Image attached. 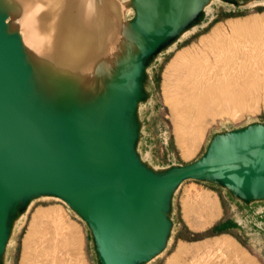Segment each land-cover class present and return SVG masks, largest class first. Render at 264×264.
Returning a JSON list of instances; mask_svg holds the SVG:
<instances>
[{
    "label": "water",
    "instance_id": "95a60500",
    "mask_svg": "<svg viewBox=\"0 0 264 264\" xmlns=\"http://www.w3.org/2000/svg\"><path fill=\"white\" fill-rule=\"evenodd\" d=\"M68 1L40 0L57 9ZM112 1L113 10L106 0H91L90 8L99 15L93 34L111 22L104 30L109 58L102 66L86 64V86L72 81L63 107L34 95L23 10L0 0V264H12L16 236L43 200L63 202L83 221L96 264L161 258L175 233L176 196L187 181L218 186L241 204L264 203V122L215 131L203 155L187 165H157L142 148L155 63L214 5L245 9L264 0ZM75 56L68 63H76ZM80 90L90 94L84 102Z\"/></svg>",
    "mask_w": 264,
    "mask_h": 264
},
{
    "label": "bare ground",
    "instance_id": "6f19581e",
    "mask_svg": "<svg viewBox=\"0 0 264 264\" xmlns=\"http://www.w3.org/2000/svg\"><path fill=\"white\" fill-rule=\"evenodd\" d=\"M12 1L13 2H10L11 5L13 7L16 5L15 8L22 9L24 13L21 20L23 22L24 28H26L27 33L24 35L23 41L27 50L29 63L33 66L32 68L34 70L32 80L34 95L37 91L40 97H51L53 99V104H61L63 107H66V100L69 102L67 97L71 94L72 87L73 90L75 89V83L72 81L79 83L81 88L86 86L85 80L88 79L91 74V70H88V67L85 68V66H88L86 64H89L92 60L96 64L98 63L102 66L106 63L107 59L109 58V53L107 51L108 48H105V46L107 45V37L105 35L104 30L110 29L109 26L111 22L107 23L106 25H102L100 28V33H98L97 35L93 34L94 25L96 23L95 21H97L99 15L93 14V12H91V0H69L67 3L64 2V4H62V6L58 9L56 7H49L48 5L50 4L48 2H40V0ZM106 5L108 7V10H113L114 2L112 0H106ZM63 13H65L66 16ZM63 16H65L64 20H62ZM246 19L247 20L230 25L232 32L231 35L223 33L221 30H217L211 38H208V40L203 41V48H198L193 51H185L186 49L184 51L182 50L181 52L176 53L174 59L171 61L169 66L167 65V72H165L166 80L168 81V83H164L165 97L167 103L172 108L171 115L172 120L175 124L174 127L177 141L176 144H178L177 146L180 147L185 157L188 156L190 152H193V148L199 143V141H201V138L203 136V133L205 132L207 125L212 122L210 120V122L207 120L209 116L212 115L215 118L219 110V113H228L229 116L231 115V113L229 114L228 111H232L231 108L237 109V107L245 108V106H249V108L251 109V107L253 106L251 100L248 97V93H246L243 88L238 89L239 85L237 86L238 80H240L241 77L247 75L249 76L251 70V68L246 65L245 67L247 70L245 73H242L240 70L241 64L239 63V59L241 56H244L248 59L251 58L249 59L251 61L253 59L256 64H264V40L262 42L263 45H261L262 48L258 50L247 48L242 43L241 39H245V41H247L250 37L254 36V34L260 32L261 29H264V17ZM116 27L112 29L111 34L114 32ZM216 29L218 28L216 27ZM213 31L214 30H212V32ZM92 35H95L96 37L93 51L91 50L92 43L90 39ZM239 42L241 43V47L239 46L240 44H238ZM208 46V49H211V52L213 53V55L209 53V55L211 56H209L207 53L205 54V47ZM61 47L62 49L60 50ZM70 51H72L74 54H72ZM256 51L258 52L255 54V56H251L252 52ZM71 55H76V63H68V61L71 60ZM211 59L213 60L212 63L216 65L214 67H220L219 70H215V68L213 67L214 71H202L201 69L205 68L207 62L212 61ZM96 68H98V66ZM96 68L94 70V77L98 75ZM70 74H72L73 76H70ZM104 76L105 75L102 74L101 77L105 78ZM73 77L74 80H72ZM69 81L72 82V85L70 87H68L70 84L67 86V83ZM259 86L261 87V85ZM47 87H50L49 92L46 91ZM255 88L257 89V87ZM80 91L81 93H79L83 95V98H81L79 95L78 98L81 102H84V100H86L85 97H89L90 94H84L85 91ZM43 92L47 94L43 95ZM73 97L75 98V95H73ZM72 102L74 101H71V103ZM247 107L246 109H248ZM219 113L217 115H219ZM214 118L212 120H214ZM195 198L198 204L203 207L204 216L207 220L209 219L212 222V220L215 219L221 212L218 199L213 198L210 194L197 193L195 194ZM45 213L44 216L47 214ZM50 214L52 213L50 212ZM38 216L39 215H37V217ZM50 216L49 218H51ZM32 219L38 220L35 218ZM43 220L46 221V218ZM56 220L57 222L55 223H57V225L61 223L60 221L58 223L59 218H57ZM55 225L56 224H54V226ZM33 226L36 225L33 223ZM38 227H36V230L38 229ZM58 229L56 226V230ZM62 229H64L65 231L64 236H62L65 240L62 241L61 246H63V249L66 248L68 253L75 257V263L85 264V261L82 258L80 252V239L78 236L79 233L72 230V228ZM62 231L63 230L59 231V233L61 234ZM33 232L34 231L32 230V234L34 235L35 233ZM32 237L33 236L30 235V237L28 238L31 239ZM235 243L237 242H235L232 237L223 235V237H217L216 240L213 239V242L207 245L200 244V246L199 244H196L197 246H195L194 248H191L190 246L181 245V247L179 248V254H190L191 252L199 253V251L208 247H219L227 252L234 253L236 252L234 246L240 245ZM55 247L58 248L59 246ZM46 253H48V250L46 251ZM238 253H240L239 250ZM233 255H235V253ZM72 256L71 258H73ZM204 257L202 256L201 258ZM175 258H177V256L171 258V262H173ZM198 258L200 259V257ZM195 261V263H197V260ZM245 261H247V259ZM56 262L58 263L57 259ZM203 262H205V260Z\"/></svg>",
    "mask_w": 264,
    "mask_h": 264
},
{
    "label": "rangeland",
    "instance_id": "374dc122",
    "mask_svg": "<svg viewBox=\"0 0 264 264\" xmlns=\"http://www.w3.org/2000/svg\"><path fill=\"white\" fill-rule=\"evenodd\" d=\"M261 16L264 17V4H258L245 9H234L228 5L226 6L223 4L214 5L209 16L204 19V22L186 37L178 41L173 49L163 55L162 58L158 60L152 67L150 90L152 92L153 98L144 109L143 119L145 123L147 138L145 139L142 148L144 153L150 152L152 154V157L157 165L167 166L173 165L174 163L179 165L190 164L203 155L207 142L215 131H220L225 128H240L253 121L264 122V64H256L253 59L251 61L249 60L251 58L248 59L244 56H241L239 59V63L241 64V72H246V65H248L251 70L249 73L250 77L248 75V77H241L237 82V86L239 85L238 89L243 88L244 91L248 93V97L254 107L252 106V108L250 105L251 109L249 108V106H245V108L237 107V109L231 108L234 115L232 114V111H228L229 114L231 113V115L228 116V113L225 112L227 115L224 113H219V110V112H217V114L219 113V115L216 114L215 118L212 115L209 116L207 120H210L212 122L209 121L210 124H208L209 122L207 123L208 125L205 129V132L203 133L201 141H199V143L193 148V152H190V154L185 157L180 147L177 146L178 144H176L177 141L174 127L175 124L172 120L171 115L172 108L166 101L164 86V83H168V81L166 80L167 68L171 61L174 59L176 53L181 52L182 50L184 51L185 49V51H193L198 48H203V41L211 38L217 30H221L223 33L231 35L232 32L230 25L247 20L246 18H262ZM215 26L218 29H216ZM212 30L214 31L212 32ZM261 31L263 32V34ZM252 37H250L251 39L249 38V40L247 41H245V39H241L242 43L247 48L258 50L262 48L261 45H263L262 42L264 40V29H261L260 32H257ZM240 42L238 44H240L239 46L241 47ZM208 48L209 46L205 47V54L207 53L209 55L210 53L213 55L211 49ZM257 52L258 51L252 52L251 56H255ZM212 62L213 60L207 62V65H205L207 68L205 67L201 70H205V72L214 71L213 67L216 65ZM214 68L215 70H219L220 67L217 66ZM259 85H261V87ZM255 87H257L258 90ZM246 107L248 109H246ZM235 112L237 115L235 114ZM213 118L214 120H212ZM197 193H207L210 194L213 198L218 199L221 212L218 215L219 217L217 216V219L215 218L216 220L213 219L214 221L212 220L211 222L209 219H206V217L204 216L203 207L196 201L195 194ZM238 203L239 202H235L229 196V194H227L222 188L218 186L193 180L185 182L176 196V228L173 240L168 251L161 258L157 259L153 264H208L209 262V264H264V239H259L252 235L247 236L242 230L238 228H227V226L229 225L228 223H232L233 219L238 215L239 210L238 206L236 205ZM50 212L52 214H50ZM44 213L48 217L46 215L44 216ZM40 214L43 216V219L46 218V221L42 219V216ZM53 214L55 217L53 216ZM37 215H39L40 217L38 216V218ZM49 216L52 219L49 218ZM32 218L38 220H34ZM55 218H59L58 223L59 221L61 223L57 225V223H55L57 222ZM53 222L54 224H56L55 226ZM33 223L36 226H33ZM31 226L33 227V229ZM56 226L57 229L59 228L58 230H56ZM36 227H38L37 230ZM62 228H72V230L79 233L78 236L80 239V252L82 258L85 261V264H96L95 255L91 246V237L89 235L87 227L85 226L83 221H81L75 214H73L69 210L66 204L57 200H43L35 203L32 210L28 214L24 225L16 236L15 246L12 251V264H77L75 263V257L68 253L66 248L63 249V246H61L62 241L65 240L64 237H62L65 234V231ZM31 229L34 231V235L32 234ZM61 230L63 231L60 234L59 231ZM30 235L33 236L31 239L28 238L30 237ZM223 235L232 237V239L237 242L235 244H240L235 245L237 247L234 246L236 251L234 252L235 255H233L234 253L227 252L219 247L204 248V251L201 250L199 251V253L191 252L190 254H179V248L181 247V245L190 246L191 248L197 246L196 244L207 245L209 243L211 244L213 242V239L216 240L217 237L220 238L223 237ZM55 246H59L60 248H56ZM46 249L48 250L49 254L46 253ZM237 249L240 253H238ZM244 251H246L247 253ZM210 254L213 257H211ZM215 254L217 255V257ZM71 256L73 258H71ZM175 256H177V258H175L174 261L171 262V258ZM202 256L205 257L201 258ZM198 257H200V259ZM56 259L58 263L56 262ZM246 259L247 261H245ZM63 260H65L66 262ZM195 260H197V263H195ZM202 260H205V262H203Z\"/></svg>",
    "mask_w": 264,
    "mask_h": 264
},
{
    "label": "flooded vegetation",
    "instance_id": "af4514ba",
    "mask_svg": "<svg viewBox=\"0 0 264 264\" xmlns=\"http://www.w3.org/2000/svg\"><path fill=\"white\" fill-rule=\"evenodd\" d=\"M238 206V215L233 219L232 223H228L227 228H238L247 236H254L264 239V203L245 205L236 204Z\"/></svg>",
    "mask_w": 264,
    "mask_h": 264
}]
</instances>
